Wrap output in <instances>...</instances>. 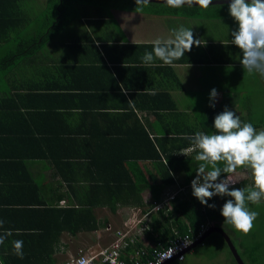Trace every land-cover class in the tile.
<instances>
[{
	"label": "crops",
	"instance_id": "1",
	"mask_svg": "<svg viewBox=\"0 0 264 264\" xmlns=\"http://www.w3.org/2000/svg\"><path fill=\"white\" fill-rule=\"evenodd\" d=\"M43 1L47 4V0ZM91 1L72 3L68 9V14H75L69 24L74 27V42L63 44L58 33L35 52L15 57L7 66L0 65V230L3 232L14 224H27L28 218L32 221V217L20 210L29 201L42 198L47 206L56 207L75 204L77 198L62 176H82L84 186L89 176H120L122 163L129 169L133 167L129 171L137 176L166 175L167 165L177 176V184L165 190L161 199L187 193L191 184L181 185L186 176L193 179L196 175L198 149L185 137L197 131L212 134L214 117L221 112L210 113L211 89L219 93L215 107L223 111L227 106L245 122L246 101H259L264 95V77L243 70L242 53L230 44L231 31L237 24L229 15L228 3L212 4L208 9L199 6L176 9L152 1L139 10L135 0ZM180 26L192 28L194 37L205 43L194 45L173 66L158 60L154 66L144 65L141 58L145 52L152 51V42L157 37H168L172 29ZM64 38H73L70 28ZM10 53L11 49L6 53L0 50V62L7 64ZM121 85L126 93L121 91ZM42 90L45 99L40 94L34 96ZM56 91L58 100L46 98ZM36 103L52 107L48 114L52 123L40 122L42 115L47 117L44 110L36 109ZM155 104L166 105L167 109L155 110ZM252 107L248 105L249 111ZM34 129L49 134L44 143L50 144V148L63 147L72 154L79 152L60 159L43 158L37 152L31 155V150L42 144V137L35 141L33 135L29 136ZM157 150L162 160L151 159ZM234 178L246 179V169H238ZM82 190V199L88 200V190ZM150 196V191L144 192L146 201ZM126 207H119L116 212L108 206L94 209L108 214L98 218L101 226L93 230L98 237L100 230L112 229L110 220ZM130 209L144 213L142 207ZM16 212L20 213L19 218L14 216ZM10 213L13 215L8 218ZM138 216L128 218L124 227ZM37 217L34 223L41 221V214ZM117 230L110 231L113 241ZM89 232L92 231H80L76 235L63 232L55 253L56 264L74 256L71 252L78 244L81 245L78 250L88 246ZM64 253L71 256L60 262Z\"/></svg>",
	"mask_w": 264,
	"mask_h": 264
},
{
	"label": "trees",
	"instance_id": "2",
	"mask_svg": "<svg viewBox=\"0 0 264 264\" xmlns=\"http://www.w3.org/2000/svg\"><path fill=\"white\" fill-rule=\"evenodd\" d=\"M90 2L92 1L48 0L46 14L48 16V14L52 13L55 19L48 25L47 31L35 38L30 45L24 46V38L28 35L27 30H30L28 29L29 19L26 15L27 13L22 9L20 0H0V47L10 40L17 42L19 45L16 51L11 48V53L6 58L8 60L7 64L3 61L0 62V65L7 66L15 57H19L27 52H35L41 48L47 41L64 31L75 19V15L70 18L65 16V14H68V9L72 3ZM54 93L55 95H46V98L58 100V91ZM39 94L42 95L40 96L41 98L45 99V92L43 90L34 93V96H38ZM170 101L172 105V99ZM35 105L36 109L39 110L41 108V110H44L43 113L47 117L45 118L42 115L40 122L52 123L53 121L48 115L52 107L48 106V104L39 106L36 103ZM153 107L158 111L167 109V106L162 104H155ZM210 110V113L222 111L219 107L211 108ZM31 135L35 137V141H39L40 137H42L41 147L31 150V155L37 152V156H42L43 158L53 159L59 157L60 159L65 156H74V154L79 152V150H76L72 154L66 153L63 147L60 149L50 148V144L44 143L46 142L47 135H49L47 132H37L34 129V133L32 131L29 132V136ZM92 145L97 146L96 143ZM151 159H155L156 161L162 160V156L157 150V154L151 156ZM165 167L166 175L137 176L135 172H130L133 170V167L130 166L129 169V167L122 163L119 166L120 176H89L86 177V184L84 186L82 185V176H71V178L62 176L64 180H67L66 182L69 188L71 187V191L73 196L77 198V202L65 207H56L47 206V202L44 199L37 198L35 202H27V206L22 205L24 207L20 208V210L25 216L32 217V221L28 218L26 219L27 224H14L8 228L7 232L0 230V237H4L3 244H0V264H56L55 253L60 246L63 232L67 231L76 235L80 231H93L100 228L101 223L94 211L96 207L108 206L112 212H116L119 207L123 206L142 207L144 211L142 214L148 213L147 217L151 219V223L150 229L145 232L147 240H144L145 243L141 240H135L129 247V251L145 247L148 255H144L143 259L150 258L153 253V249L147 247L149 246L148 244H153L156 248L161 249L167 247L179 235L191 232L194 235L197 234L202 224L222 227L221 221L223 217L220 215V207L225 202V199H228L227 197H214L210 200L209 203L216 204V208L213 209L202 205L192 195V191L189 188L187 193L182 192L180 196H175L176 198L174 197L164 209H155V203L164 200L161 198L165 190L177 184V176L173 175L167 165ZM192 177L186 176L181 186H190ZM238 184H242V186L246 185V188H249L248 180L246 179L239 180ZM83 188L88 190V200H83L81 197ZM147 190L150 191L151 196L146 201L144 192ZM39 214L42 217L41 221L34 223L33 221L35 218H38ZM12 215L10 213L7 217L9 218ZM14 216L19 218L21 215L19 212H16ZM8 233H11V235H8ZM15 240L23 241V259L14 253L13 241ZM209 242L213 244L224 242L227 244L225 238L219 232L211 233L203 244ZM190 250L186 252L184 260L175 261H186ZM125 256L126 254L124 253L123 257ZM100 264L107 263L100 261ZM234 264H238L236 260Z\"/></svg>",
	"mask_w": 264,
	"mask_h": 264
},
{
	"label": "clouds",
	"instance_id": "3",
	"mask_svg": "<svg viewBox=\"0 0 264 264\" xmlns=\"http://www.w3.org/2000/svg\"><path fill=\"white\" fill-rule=\"evenodd\" d=\"M163 2L176 9L185 6L208 9L213 4V0ZM135 3L136 7L142 10L150 5L151 0H135ZM228 12L237 24L231 31L230 44L237 46L242 53V69L264 77V0H230ZM204 43L205 41L194 37L192 28L180 26L172 29L171 35L166 38L157 37L152 42V51L145 52L141 58L142 63L154 66L158 60L163 65L173 66L186 52H190L194 45L201 46ZM121 91H127L123 85ZM218 96L217 89L212 88L210 107L215 108ZM212 127L215 129L212 134L197 131L185 137L198 149L195 156L196 175L191 180L192 195L202 205L213 209L216 204L209 203L210 200L214 197H227L220 207L222 223L248 234L258 217V212L249 208V202L255 205L264 203V129L258 130L251 122L242 121L240 116L227 106L215 115ZM238 169L250 171L252 188L234 187L239 182L234 178ZM3 242L4 237H0V244ZM13 248L15 255L23 259V241H13Z\"/></svg>",
	"mask_w": 264,
	"mask_h": 264
},
{
	"label": "rangeland",
	"instance_id": "4",
	"mask_svg": "<svg viewBox=\"0 0 264 264\" xmlns=\"http://www.w3.org/2000/svg\"><path fill=\"white\" fill-rule=\"evenodd\" d=\"M22 9L27 13L29 19V25L27 33L28 35L24 38V46L30 45L35 38L42 35L47 31L48 25L55 19V16L51 13L47 16V4L43 0H20ZM75 14H65L66 17H74ZM70 28L72 31V39L64 38V33ZM74 27L69 25L66 29L60 33L58 36L59 40L64 44L67 41L75 40L73 35ZM62 35V36H61ZM64 38V39H63ZM19 45L15 41H8L7 43L1 45L0 50L3 53H6L11 48L14 51L18 50ZM2 88H5L2 85ZM262 100L255 102L246 101V122H251L253 125H260L259 129H264V95L260 96ZM252 104V110L249 111L248 105ZM246 180H248L249 188L253 187V180L249 170L246 169ZM235 187L246 188V185L238 184ZM174 189V187H173ZM249 208L253 211L258 212V217L254 221V227L248 234H243L239 231H236L230 225L223 224L221 221V226L223 229L230 235L236 248L238 249L241 257L246 264H264V203L260 205L248 204ZM98 218L103 219L104 216L108 215L104 210H98L96 212ZM142 211L132 210L130 207L123 208V210L117 215V218L111 221L112 229L111 232H115L118 228L124 229V223L137 215H141ZM109 220V219H108ZM110 231L100 230L99 237L98 233L92 231L89 232L88 236V246L83 247L84 253H90V251H100L101 249L109 246L113 241V236ZM85 236V234H84ZM71 247V246H70ZM81 245L78 244V248ZM74 250L71 252L74 255H77L80 250ZM71 253H64L61 255L60 262L66 260L71 256ZM235 258L227 244L224 242L213 244L206 243L200 244L187 254V260L183 262L174 261L170 264H234Z\"/></svg>",
	"mask_w": 264,
	"mask_h": 264
},
{
	"label": "built area",
	"instance_id": "5",
	"mask_svg": "<svg viewBox=\"0 0 264 264\" xmlns=\"http://www.w3.org/2000/svg\"><path fill=\"white\" fill-rule=\"evenodd\" d=\"M174 197L175 194L169 195L162 202H156L155 209H164ZM147 214L139 215L135 222L126 225L124 229L117 230L116 239L99 252L90 254L80 250L77 255L71 256L61 264H100V261L107 264H164L169 259L184 260L190 246L195 240L203 237L211 226L210 224H202L197 234L194 235L191 232L179 235L165 248L158 249L153 244H148L147 247L152 248L153 253L150 258L143 259L144 255H148L145 247L134 251H129V247L135 240L142 238L147 240L145 232L150 229L151 223ZM124 253L126 254L125 257H123Z\"/></svg>",
	"mask_w": 264,
	"mask_h": 264
},
{
	"label": "water",
	"instance_id": "6",
	"mask_svg": "<svg viewBox=\"0 0 264 264\" xmlns=\"http://www.w3.org/2000/svg\"><path fill=\"white\" fill-rule=\"evenodd\" d=\"M161 2L164 3L163 0H151V2ZM230 0H213V4H223V3H229ZM214 232H219L223 235V237L225 238L235 260L237 261L238 264H246L245 261L243 260V258L241 257L238 249L236 248L232 238L230 237V235L220 226H211L207 232L205 233V235L197 240L194 241V243L190 246V249H193L194 247L203 244L206 240V238ZM175 259H169L168 261H166L164 264H170L172 262H174Z\"/></svg>",
	"mask_w": 264,
	"mask_h": 264
},
{
	"label": "bare ground",
	"instance_id": "7",
	"mask_svg": "<svg viewBox=\"0 0 264 264\" xmlns=\"http://www.w3.org/2000/svg\"><path fill=\"white\" fill-rule=\"evenodd\" d=\"M178 195V194H177ZM176 198V197H175ZM177 199H178V197H177ZM175 201H176V199H175ZM163 245V244H162ZM164 246V245H163Z\"/></svg>",
	"mask_w": 264,
	"mask_h": 264
}]
</instances>
